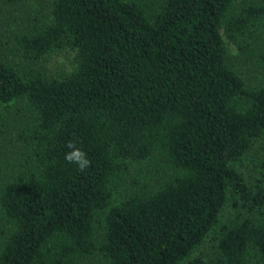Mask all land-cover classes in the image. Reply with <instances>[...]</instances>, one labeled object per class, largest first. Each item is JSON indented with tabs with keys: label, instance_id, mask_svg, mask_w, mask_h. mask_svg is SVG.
I'll return each instance as SVG.
<instances>
[{
	"label": "trees",
	"instance_id": "trees-1",
	"mask_svg": "<svg viewBox=\"0 0 264 264\" xmlns=\"http://www.w3.org/2000/svg\"><path fill=\"white\" fill-rule=\"evenodd\" d=\"M33 1L0 0V264H264V0Z\"/></svg>",
	"mask_w": 264,
	"mask_h": 264
},
{
	"label": "rangeland",
	"instance_id": "rangeland-1",
	"mask_svg": "<svg viewBox=\"0 0 264 264\" xmlns=\"http://www.w3.org/2000/svg\"><path fill=\"white\" fill-rule=\"evenodd\" d=\"M38 1H40V3L42 4L41 10L44 9L46 12H49L53 0ZM32 3L34 4L33 0ZM14 41L15 39L14 37L10 36V32H0V52L5 53L3 55L7 56V53H9L10 48L14 45ZM233 51L235 52V49H233ZM75 55L76 52L70 48L49 55V60L47 62L48 70L53 73V75L59 77L63 74L71 72L76 67ZM10 134V137L8 136V133L4 136V138L6 139V153L4 151L3 154H0V169L3 171H9V173H11L12 175H17L22 169L21 161L23 160V158H21V148H17L16 146L17 136L15 135V132H11ZM262 148H264V145L262 146ZM260 149L261 147H258L257 150L259 151L255 150L248 157V160L252 158H258ZM262 156L264 157V149ZM248 160L247 165H250V163H248ZM102 264L105 263L102 262Z\"/></svg>",
	"mask_w": 264,
	"mask_h": 264
},
{
	"label": "clouds",
	"instance_id": "clouds-1",
	"mask_svg": "<svg viewBox=\"0 0 264 264\" xmlns=\"http://www.w3.org/2000/svg\"><path fill=\"white\" fill-rule=\"evenodd\" d=\"M67 148L71 149L65 153L64 159L68 163H74L78 166L80 171H84L86 168L90 167L91 161L87 156V153L80 147H77L75 141H69Z\"/></svg>",
	"mask_w": 264,
	"mask_h": 264
}]
</instances>
